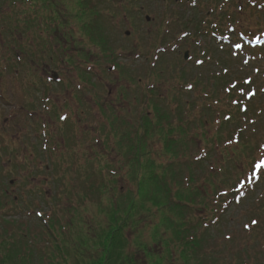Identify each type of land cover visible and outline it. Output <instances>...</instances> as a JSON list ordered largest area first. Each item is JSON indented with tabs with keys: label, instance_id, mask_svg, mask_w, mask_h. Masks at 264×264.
<instances>
[{
	"label": "rangeland",
	"instance_id": "rangeland-1",
	"mask_svg": "<svg viewBox=\"0 0 264 264\" xmlns=\"http://www.w3.org/2000/svg\"><path fill=\"white\" fill-rule=\"evenodd\" d=\"M248 1L249 4L247 0H138L134 7H131L130 3H126V9H111L112 14L110 15L112 16L102 17L98 26L102 28L100 33L107 32L106 35L111 37L107 42L109 45L107 49L112 48L114 52L105 54L110 61L106 57H102L103 53L98 49H96L97 54L94 48H88L90 46L87 44H84V47L76 44L69 48L68 54L72 56L80 50L92 55L90 57V65L93 66L91 67L93 72L90 73L92 83H88L85 88L81 87L83 92L80 94L74 90L75 86L73 85L79 83L75 78L74 71L62 65L61 62L53 61V64H49L50 60H47L45 56L42 58V53H37L38 56H35L34 38L36 35L32 36L30 33L24 38L22 35L18 37L21 42L25 41V45H28L29 48L23 46L26 51L12 52L7 40L5 43L3 42L7 37L1 34L0 193H2V189H6L8 196H5L6 198L1 196V201L10 204V199L13 198L16 203H13V207L9 204L5 208L0 207V214L4 215L0 216V222L4 224L1 218L12 217L19 223L21 221L27 224L32 234L29 238L36 247L47 248L48 245L51 247L49 236L46 233V228L37 222L38 219L43 223V218L48 217L47 214H55L59 220L56 225L61 224L60 230L70 235L74 231L75 222H77V210H74L73 207L79 204L87 206L81 214L85 231L81 239L78 240L81 245L78 247V251L83 248L81 250L86 253L90 249L87 248L93 242V237L102 232L104 226L102 223L106 219L105 216H102L99 224L98 218L101 215L96 217L97 205L101 202L106 204L111 200L110 195L115 193L112 188L118 192H127L128 190L136 192V180L142 179L143 171L140 172L137 179L133 176V170L128 171V175L124 176L128 168L125 165L127 162L125 147L135 143L133 129L128 130V134H124V131H127L129 127H138L141 132V144L148 150L147 156L141 160L143 163L148 164L152 160L155 164L161 162L166 165L168 167L167 178L172 175L174 169L180 180L173 182V189L189 175L186 167L181 165L182 158L192 159L194 155L197 156L201 153L204 157L201 161H196L198 167L194 165L198 170L194 176L195 180L199 179L198 193L202 195L203 190L205 193H209L208 203L213 208L218 206L214 203L216 193L222 189L229 190L233 187L238 178L244 175V170L251 160L246 156V153L242 155L239 153L237 144L223 143L231 138L228 137L226 130H223V137L220 140L213 137L215 129L220 123L212 122V117L215 119L221 109L227 111L229 105L224 101L215 103L212 97L201 94L198 91V86H193L194 90L188 91L187 94L183 89L187 90L186 84L192 82L183 80L201 73L203 81L207 80L212 85V73L219 72L222 67L228 68V65L218 64L213 60L207 62L209 59L202 56L201 52L197 54L201 46L211 42L216 45L215 40H212L208 32L210 28H214V24H212L214 18L211 17L208 20V18H203L205 15L210 16L212 11L224 14V18L219 17L216 20L223 29L230 27L238 29L240 27L243 31H247L249 29L259 30L264 26V9H259L257 6L259 3L262 5L261 2L264 0ZM251 1H254L255 4H251ZM240 7L242 8L240 9ZM8 10L7 7L0 9V13L6 15L2 18L5 20L9 18L10 20L7 22H14L12 24L18 26L21 24L22 28L25 19L21 13L26 9ZM68 12L71 11L68 10ZM145 15H149V21L143 18ZM227 15H230L231 18ZM2 18L0 15L1 21H3ZM39 20L38 15L37 22ZM200 21L201 23L198 24ZM73 24L79 30L76 21ZM73 24L65 30L73 31L76 39L82 37ZM205 24L208 25V28H205ZM125 30H129V35H125ZM0 33H3L2 28H0ZM186 33L187 35H185ZM234 33L237 35L238 31ZM235 34L233 35L235 36ZM42 35L47 38L49 34ZM94 46L97 47V45ZM216 46L219 50L229 52L228 46L225 49H220L219 45ZM185 49L189 50V55L192 56L187 61L182 59ZM8 52L11 53V56L4 60V56ZM95 54L98 56L95 57ZM251 54L254 55L247 66L241 63V54L236 58L231 55L233 66L232 69L228 68V72L237 78H242L246 74L241 73L242 69L253 76V67H259V73L253 85L257 88L256 98H259L256 106L261 108L262 112H258V122L253 125L247 123L248 118L239 121L244 124L243 129L248 137L256 139L253 144L254 151L248 150L256 156L261 149L260 145L264 142V54H259L257 51H253ZM218 55L229 58L227 53L219 52ZM75 58L80 59V56L77 55ZM196 58L203 59L199 67L195 64ZM73 63V66L76 67V63ZM110 64L115 65V70L109 69ZM90 65L87 64V69ZM241 66L242 68H240ZM152 72H160V81L154 80ZM54 73L61 81L47 80V76H52ZM206 74L208 76L205 78ZM220 79L222 78H218V80ZM139 81L141 82L138 83ZM150 85H154L156 89L154 92L150 91ZM244 88L248 87L244 86ZM143 89L147 90L146 94L149 98L147 105L144 104V98H140ZM220 89L221 86L218 84L216 95L222 98L223 93ZM108 91H111L112 94L108 95ZM193 92L194 94H192ZM45 96L50 99L51 107L46 111L42 109L41 104V100ZM112 96H115L116 99L113 100ZM102 100L111 101L116 108L119 104L122 105L117 111V117H122L123 119L120 120L123 122H107V116L102 115L101 111L93 106L95 101ZM191 101H194V105H191ZM225 101H227V97ZM90 108H92L94 116L88 112ZM188 108L191 111L183 115L182 111ZM213 109L217 110L216 114L214 112L212 114ZM63 112L68 114L69 123L67 120H58V114ZM145 113L150 115L153 120L158 117L164 131L169 127L178 130L177 125L183 121L187 132L186 137L189 139L183 148L178 145L177 158L172 161V164H167L170 159L169 153L164 147L165 139L155 137L149 140L145 134L144 125L141 129L139 125H133L138 124L140 117ZM199 116L204 119L209 118L212 125L199 127L195 130ZM110 117L113 120V116L110 115ZM80 120L84 121L83 124ZM43 122L45 125L41 124ZM200 130L204 132L200 134ZM115 131L120 134L114 136ZM233 151H235L234 155H232ZM149 157L150 159H147ZM134 158L136 159L137 155L133 156L132 160H135ZM208 170L211 172L209 173ZM111 171L117 173L112 174ZM207 178L213 179L214 184L207 182ZM228 179L230 180L226 181ZM263 179L264 174L260 183L254 185V188L241 200L240 204L229 203L226 208L218 206L214 216L218 215L219 224L211 226L213 227L210 229L211 236L207 234L210 246L215 251H219L214 264H264ZM10 180L13 181L10 182ZM195 180L193 183L182 185H192L194 192ZM169 182L172 183L171 180ZM142 186L147 189L148 182L143 183ZM247 198L249 199L245 200ZM188 205L194 207L192 203H188ZM189 210L186 209V211ZM36 211L42 213L40 218ZM207 213L208 211H206ZM138 217L144 227L138 228L134 233L127 228L124 233L130 241L132 238L134 240L136 234L141 237V241L148 243L153 226L151 223L158 221V215L141 212ZM250 219H256L259 223L252 225L249 223ZM245 225H249L250 228H244ZM84 228L80 227V230ZM162 230L163 228H161ZM200 233L197 230L191 236ZM225 233L230 236L231 240L226 239ZM167 234L169 235V233H164V236ZM66 245L70 257H72L74 252V249L71 248L72 243L67 241ZM94 245L101 244L95 242ZM152 245L155 243L148 244L149 247ZM158 246L156 251H159L160 247L162 248V245ZM177 246L179 247V245ZM128 249L131 250L132 247ZM176 250L175 246L171 247L172 264L180 262L176 260L178 258ZM156 251L155 253L160 254L162 250ZM235 252L237 254H233ZM90 255L93 256V254ZM146 261V258L140 256V258L137 257L135 264H149ZM69 262L71 263L70 259ZM206 262L213 263L212 260ZM163 264H167V262Z\"/></svg>",
	"mask_w": 264,
	"mask_h": 264
},
{
	"label": "trees",
	"instance_id": "trees-1",
	"mask_svg": "<svg viewBox=\"0 0 264 264\" xmlns=\"http://www.w3.org/2000/svg\"><path fill=\"white\" fill-rule=\"evenodd\" d=\"M137 2L138 0H0V9H3L4 7H7L8 9H26L21 13L24 15L23 18L26 21H37L39 12L41 13L39 16H42L46 20L45 14L49 12V9H52V15L54 16L53 22L55 23L53 30L55 32L62 30V25H64L63 21L66 20L65 22H69V18H67L66 15L71 17V19L75 16L77 25L86 32L87 38L90 39L88 36L91 35V31L97 29V22L93 19L95 13L84 9H126V3H130L131 7H134ZM59 9H69L71 12L66 14V11H60ZM62 14L64 15L63 17H61ZM223 15L220 12L214 13L212 11L210 16L205 15L203 18H208L209 20L213 17L214 20L212 24L216 26L219 24L216 20L219 17L224 18ZM227 16L231 18L230 15ZM200 23L201 21L198 24ZM208 23L209 21L207 24ZM207 24H205V28H208ZM202 29L203 27L201 30ZM208 32L211 33V28ZM198 33L200 32L198 31ZM245 48L248 47L246 46ZM231 51V48H229V52L223 50L219 51L214 43H209L205 46L199 47L197 54L201 52L202 56L209 59L207 62H212L213 60L218 64H226L229 69H232L233 60H231ZM246 51H248V49ZM219 52L229 54V58L219 56ZM228 68L222 67L219 72L212 73V85L208 83L207 80L203 81L201 73L183 80L186 82H192L186 84V88H188L187 90L183 89L187 94L188 91L193 89V86H198V91L207 97H212L215 100V103H217V101L218 103L224 101L225 104L229 105L227 111L220 110L219 115H223L215 116V119L212 117V122L215 123V121H217L220 123L215 129L213 137L216 140H220V138L223 137V130H226L228 137L231 138H228L223 143L237 144L241 155L246 153V156L251 160V163L244 170V175L238 178L233 187L229 188V190L222 189L216 193L214 203L222 208H226L229 203L240 204L241 200L250 192L248 186L244 185L243 187H240L244 192V196L239 195L236 184L246 178L245 174L251 172L252 164L257 155L255 156L254 154H251L248 150H251L252 152L254 151L253 144H255L256 139L248 137L245 129H243L244 124L239 123V121L248 118L247 123L253 125V123L258 122V112H262L261 108L256 106L259 101L258 98L254 99V101L252 99L240 103H236L233 100V96L235 98L237 90H239V88H236L233 84L235 83L236 85H239V79L231 75V72H228ZM207 76L208 74L205 78ZM218 78L222 79L218 80ZM218 84L221 86L220 90L223 93L222 98L219 96L217 97L216 95ZM228 84H230V86L224 92L223 86ZM192 94H194V92ZM226 97L227 101H225ZM185 104L188 105L186 102ZM191 105H194V101H191ZM188 111L190 112L191 109L188 108L183 110V115ZM213 112L216 114L217 110L213 109L212 114ZM252 115L254 116L252 117ZM148 122L149 140L155 137L157 139H161V137L164 138V147L167 149L169 157H171V160L176 159L177 151L179 150L178 145L183 148L187 143V139H189L186 137L187 132L185 131L183 121L177 125L179 128L178 130L170 129L171 127H169L165 131L162 127L161 120L158 119V117H155V120L150 118L148 119ZM210 124L209 118L204 119L199 116L195 130L199 129V127H208ZM199 132L202 134L204 131L200 130ZM234 152L235 151L232 152V155H234ZM194 157L197 156L194 155L192 159H187L185 157L182 158L183 162L181 165L186 167L189 175L184 178V181L180 184L181 186L178 185L175 189L172 188L173 182L180 179L174 172V169L172 175L167 178L166 169H168V167L161 165V162L155 164L154 161L150 160L149 165L146 166L142 161L134 158L132 173L135 179H137L140 172L143 171L142 179L136 180V192L133 193L129 190L127 192H118L116 189L112 188L115 193L110 195L111 200L106 204L101 202L97 205L98 212L96 213V217L101 215V217L98 218L99 224L101 223L102 216H105L104 218L106 219L104 223H102V225H104L102 232H99L97 236L93 237V242L90 247L87 248L90 249L86 251V253L85 251H82L83 248L78 251V247L81 246L78 240L81 239L83 234L82 230H80L82 224V210H86L87 206L84 207L79 204L78 206L73 207L74 210H77V222H75L74 231L71 232L70 235H67L64 231L60 230L62 228L61 224L56 225V222L59 220L55 214L53 215L51 213L46 219L47 225H43L42 221L38 219L37 222L42 224L43 228H46V233L49 236V241L51 243L50 248L36 247L33 241L29 238L32 234L31 229L27 224H24L21 221L19 223L12 217L1 218L3 219L4 224L0 222V264H135L137 257L140 258V256L144 259L146 258V263L149 264H163L164 262L172 264L171 262L173 260L170 259V256L172 253L171 247L174 246L177 249L176 251H178V258L176 259L177 261H180L178 264H208V262H206L208 260H212V264H214L219 251H215L212 246H210L208 235L211 236L210 229H213V225L219 224L218 215L217 217L214 216L218 206L213 208V206L208 203L207 196L209 193H205L204 190L202 195L198 193V190L200 189L197 186L199 179H194L198 170L194 165L201 161V158L195 160ZM147 159H150V157ZM172 163L173 162L171 161L168 164ZM208 171L209 173L211 172L210 170ZM263 174L264 171H261L259 177H262ZM187 178L188 180L186 181ZM167 179H170L172 183ZM193 180H195L193 184L195 186L194 192L192 191V185H182L184 183H193ZM229 180L230 179L226 181ZM206 181L211 182L212 185L214 184L213 179L211 180L210 178H207ZM145 182H148L147 189L142 186ZM262 183L264 185V179L262 180ZM104 187L105 185L103 188ZM2 194L7 196L6 192ZM227 198L229 203L223 206L222 201ZM249 198L245 200H248ZM10 202V204H4L0 199V207L5 208L8 204L13 207V203H16L13 199H10ZM188 203H192L194 207L189 206ZM186 209L190 210L186 211ZM206 211H208L207 214ZM141 212L150 215L156 213L158 215V221L151 223L153 226L151 228L152 232L149 234L150 241L148 243L141 241V237L136 234L134 240L132 238L130 241L124 233L127 228L134 233L138 228L140 229L144 227V224L141 223L142 221H140L138 217L141 215ZM0 216L4 215L0 214ZM252 220L253 219H250L249 223H251ZM161 228H163V232L161 231ZM249 228L247 227L246 229ZM197 230L201 233L191 236V234L197 232ZM37 232L39 233V231ZM164 233H169V235L167 234L164 236ZM226 234L227 233H225V235ZM225 237L226 239H230V236L226 235ZM67 241L72 243L71 248L74 249L72 257H70V252L66 245ZM95 242H99L101 245H94ZM149 243H155V245L150 246V248L148 246ZM158 245H162V248L160 247V250H162L160 254L155 253L157 247H159ZM177 245H179V247ZM129 247H132V249L129 250ZM98 248L100 249L97 251ZM160 250L156 252H160ZM89 254H93V256H89ZM233 254H237V252ZM69 259L71 263L69 262Z\"/></svg>",
	"mask_w": 264,
	"mask_h": 264
},
{
	"label": "flooded vegetation",
	"instance_id": "flooded-vegetation-1",
	"mask_svg": "<svg viewBox=\"0 0 264 264\" xmlns=\"http://www.w3.org/2000/svg\"><path fill=\"white\" fill-rule=\"evenodd\" d=\"M91 72H93V71H89V70H85V69L76 70L75 71V78L79 82V83H76L75 85H73V86H75L77 88L76 89L74 87V90L76 91V93H78V94L82 93L83 89H81V87L82 88L87 87V85H86L87 82L92 83V81L90 80L91 79V76H90ZM81 83H82V85H81ZM45 88L47 89V87H45ZM107 94L111 95L112 93H111V91H108ZM112 99L115 100L116 97L112 96ZM41 101H42V103H41L42 104V109H44L45 111L51 109V107L49 105L50 99L47 96H45ZM93 106L96 107L98 110H100L102 115L105 114L107 116L106 117L107 118V122L110 123L112 121H115V122L117 121V116H118L117 115V111L119 110V108L122 105L119 104L118 107L116 108L115 105H113V103L111 101L107 102L106 100H102V101H97V102L95 101ZM88 112L90 113V115L94 116V112H93L92 108H90L88 110ZM115 112H116V114H114ZM109 114L113 116V120H112V118L110 117ZM59 116H60V113L57 116L58 120H59ZM119 119H123V118L119 117ZM65 120H67V123H69V121H70V119H68V114L67 113H66V118L63 121H65ZM120 121L123 122L122 120H120ZM80 122H81V124H83L84 121L80 120ZM94 125H96V124H94Z\"/></svg>",
	"mask_w": 264,
	"mask_h": 264
},
{
	"label": "snow or ice",
	"instance_id": "snow-or-ice-1",
	"mask_svg": "<svg viewBox=\"0 0 264 264\" xmlns=\"http://www.w3.org/2000/svg\"><path fill=\"white\" fill-rule=\"evenodd\" d=\"M185 35H187V34H185ZM197 63H202V61H197ZM62 119H63V117H62ZM230 143H231V141H230ZM261 171H264V159L260 160L257 164H255L252 177L249 178L248 182H251L252 180L258 179ZM39 214L42 215V213H39ZM258 223L259 222L257 220L251 221L252 225H256ZM245 227L247 228V227H249V225H245Z\"/></svg>",
	"mask_w": 264,
	"mask_h": 264
},
{
	"label": "water",
	"instance_id": "water-1",
	"mask_svg": "<svg viewBox=\"0 0 264 264\" xmlns=\"http://www.w3.org/2000/svg\"><path fill=\"white\" fill-rule=\"evenodd\" d=\"M184 56H186V57H187V52L184 54ZM186 57H185V58H186Z\"/></svg>",
	"mask_w": 264,
	"mask_h": 264
}]
</instances>
